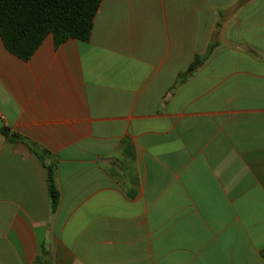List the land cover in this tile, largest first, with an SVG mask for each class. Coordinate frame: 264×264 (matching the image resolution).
Instances as JSON below:
<instances>
[{"label": "crops", "instance_id": "crops-1", "mask_svg": "<svg viewBox=\"0 0 264 264\" xmlns=\"http://www.w3.org/2000/svg\"><path fill=\"white\" fill-rule=\"evenodd\" d=\"M3 128L0 264H264V0H102L28 61L0 35Z\"/></svg>", "mask_w": 264, "mask_h": 264}, {"label": "trees", "instance_id": "trees-1", "mask_svg": "<svg viewBox=\"0 0 264 264\" xmlns=\"http://www.w3.org/2000/svg\"><path fill=\"white\" fill-rule=\"evenodd\" d=\"M102 0H0V35L8 51L22 59L30 60L49 36L56 47L69 39L87 42L91 39L96 15ZM215 47L205 56L196 57L189 74L197 69L203 59L209 58ZM12 143L22 141L9 128L0 130ZM33 150V145H29ZM43 159V154L39 153ZM48 185L55 211L60 193L55 182V167L48 166Z\"/></svg>", "mask_w": 264, "mask_h": 264}]
</instances>
